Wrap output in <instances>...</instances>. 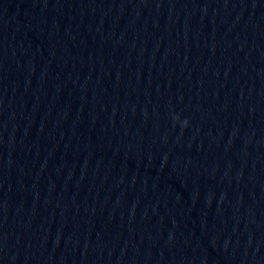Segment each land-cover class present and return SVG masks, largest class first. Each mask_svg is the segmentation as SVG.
Returning a JSON list of instances; mask_svg holds the SVG:
<instances>
[{
    "label": "clouds",
    "instance_id": "9594fccd",
    "mask_svg": "<svg viewBox=\"0 0 264 264\" xmlns=\"http://www.w3.org/2000/svg\"><path fill=\"white\" fill-rule=\"evenodd\" d=\"M186 123V122H185Z\"/></svg>",
    "mask_w": 264,
    "mask_h": 264
}]
</instances>
